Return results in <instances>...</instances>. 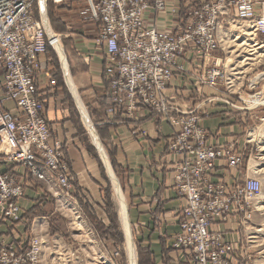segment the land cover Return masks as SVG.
Returning <instances> with one entry per match:
<instances>
[{"label":"built area","instance_id":"built-area-1","mask_svg":"<svg viewBox=\"0 0 264 264\" xmlns=\"http://www.w3.org/2000/svg\"><path fill=\"white\" fill-rule=\"evenodd\" d=\"M50 1L62 4L69 0ZM87 1L91 18L100 24L95 43L107 55L105 112L132 118L143 107L152 109L177 127L168 150L191 156L175 167V187L184 204L172 250L183 255L187 264H247L243 240L226 239L222 226L227 228L231 222L243 226L250 219L261 180L244 175L232 187L213 181L217 160L242 170L241 149L232 142L209 145L198 117L167 90L173 78L187 71L184 57L191 52L202 56L217 51L219 31L229 20L247 22L255 34L264 35V0L207 1L192 11L177 32L145 26L144 14L153 0ZM46 2L0 0V222L6 224H25L21 206L24 184L17 176L20 168L37 180L54 183L60 192L73 191V176L60 142L51 138L37 92L47 50L56 51L46 14L44 19ZM153 3L157 10L165 9L164 0ZM219 80L212 70L210 80L198 82L216 87ZM6 102L13 107L5 109ZM42 255L41 237L18 239L17 243L0 238V264H42Z\"/></svg>","mask_w":264,"mask_h":264},{"label":"crops","instance_id":"crops-1","mask_svg":"<svg viewBox=\"0 0 264 264\" xmlns=\"http://www.w3.org/2000/svg\"><path fill=\"white\" fill-rule=\"evenodd\" d=\"M72 1L62 5L64 8H74L75 2ZM207 1L164 0L165 9L159 11L153 0L144 14L145 26L177 32L186 25L192 11ZM51 24L52 30L61 35L62 42L58 35L55 37L61 44L63 40L66 44L63 51L76 94L66 81L60 56L50 48L40 66L37 92L44 104L43 116L51 131V138L60 142L59 147L73 176L74 193L80 198L98 199L96 204L99 205L108 189L104 184L109 180L102 154L84 124L79 100L87 110L111 168L120 174V179L117 178L129 206L130 220L142 232L143 243L150 248L155 263L187 264L184 256L171 248L177 231L178 214L184 204V198L175 187V167L181 159L191 160L189 154L178 156L167 148L177 127L171 126L166 119L153 114L146 107L135 112L132 118L125 113L114 116L107 114L105 95L108 82L104 71L107 55L104 48L95 43L98 24L81 23L77 28L72 23V29H64L66 27L61 26V20ZM185 60L187 71L171 80L167 92L180 99L186 107L196 109V114L202 117L208 144H225L240 131V124L235 119L247 114L240 111L242 102L222 82L216 87L203 84L199 88L191 55L188 54ZM3 107L11 109L13 104L6 102ZM17 176L24 184L21 206L23 217H26L30 210L36 208L35 204L43 201L37 199L39 196H47L39 206L49 203V191L54 184L37 180L22 168L18 169ZM213 180L231 186L236 181H242L243 176L240 169L228 168L217 161ZM45 189L49 196L44 193ZM42 227L43 223L39 225L37 217L31 219L27 230L22 223L0 222V238L8 243H17L18 239L27 241L33 236L40 237ZM238 227V222L229 223L227 228L222 226L225 238L240 239ZM215 228L218 229V226Z\"/></svg>","mask_w":264,"mask_h":264},{"label":"rangeland","instance_id":"rangeland-1","mask_svg":"<svg viewBox=\"0 0 264 264\" xmlns=\"http://www.w3.org/2000/svg\"><path fill=\"white\" fill-rule=\"evenodd\" d=\"M73 1L75 2L74 8H64L62 5L64 3L51 4L46 2L47 21L50 27L51 22L56 23L61 20V26L66 27L64 29H72V23H75L77 28L81 23L83 25L97 23L99 30V22L93 20L90 16L88 1ZM228 22L229 24L223 29L226 42L225 40L220 41L217 51L211 52L210 55H193L194 52H191L190 55L192 56L191 59L194 64V67H192L197 82L198 80H210L212 70H215L217 78L221 79L219 81H222V84L227 86L230 93L242 102V110L240 111L247 113L243 118L238 117L235 119L240 124V131L231 136L227 143L219 145L234 143L236 148L241 149L243 153L242 176H256L261 180L262 188L253 202L254 206H251L250 219L243 226L239 222L238 231L240 240H243V244L247 249L246 254L249 255L246 259L247 264H264V209H261V205H264V172L259 174L254 172V168L264 167V151L261 150V147L264 146V101L261 100L264 92V56L256 57L260 53L264 54V35L255 34L251 25L247 22H231V20ZM238 27L253 32L254 40L252 43L257 44L256 47H260L259 50L257 49L259 53L251 56L247 49H244L245 46H238L244 41L250 42L248 36L240 34V28ZM61 45H63L62 49H65L64 40ZM186 57L182 60L184 64H186ZM248 57H256V59L245 60ZM253 78L258 79L255 81ZM219 81L217 84H219ZM202 85L203 83H199V88H202ZM171 96L176 98L173 95ZM253 100L260 101L261 104L253 105L251 104ZM177 101L182 102L180 99H177ZM186 108L189 109V112H192V115L198 117V124L203 126L201 123L202 117L196 114V109L189 106ZM149 110L159 116L152 109ZM175 138L176 136H173L167 145ZM217 161L214 162V165ZM112 169L115 176L120 179V174L114 168ZM213 172H215V169ZM109 180L104 184L108 189L99 205L96 204L98 199L80 198L74 191L68 194L57 189L56 191L55 185L49 191L50 196L46 189L44 191L49 196V203L39 206L44 199L46 200L47 196L42 195L37 198L43 201L35 204L36 211L35 209L30 210V213L25 217L24 225L25 230H27L31 225V219L34 217L39 220V225L43 223L39 233L43 242L42 264H129L124 247L125 241L119 217V204L115 197L113 184ZM213 181L218 182L220 180ZM242 181H236L233 185ZM110 186L111 188H109ZM127 211L129 214L128 203ZM129 221L136 250V264H156L154 256L150 257L148 254V252L151 253L150 248L143 243L142 232L134 226L130 217Z\"/></svg>","mask_w":264,"mask_h":264},{"label":"bare ground","instance_id":"bare-ground-1","mask_svg":"<svg viewBox=\"0 0 264 264\" xmlns=\"http://www.w3.org/2000/svg\"><path fill=\"white\" fill-rule=\"evenodd\" d=\"M43 14H44V19L46 20L45 10L43 11ZM47 27H48V31H49L50 37H52L53 39L55 38V40H53V42L55 43L56 53L61 58L63 69H64V72H65V75H66V81H67L69 87L72 89V91H74L73 93L76 94L74 86H73V82H72V80L70 78L71 76H69L68 68L66 66V61H65L66 58H65V55H64V51L62 49V45H61L60 41L58 40V38H56L55 35L52 34V32L50 30V26L48 25V22H47ZM238 28H240L239 29L240 34L244 35V36H248L249 37L248 40L251 42L250 43V42L244 41V42L238 44V46H241V47L245 46L244 49H247V51L249 52V55H251V56L259 53L258 50H259L260 47L259 46L256 47L255 45H257V44L252 43V41L254 40L253 32H252L253 30L250 31L249 29H245V28H241V27H238ZM219 32H220V36H219L220 37V41L223 42L225 40L224 39L225 36L223 35L224 34L223 33V29H220ZM247 47H249V48H247ZM239 49H240V47H239ZM260 56H264V54L260 53L259 55H256V57H260ZM256 57H248V58H245V60H253V59H256ZM254 79L255 78H253V80ZM256 79H258V78H256ZM256 79H255V81H256ZM255 81H253V82H255ZM255 100H257V99H255ZM261 100L264 101V92H263V97H262ZM78 104L80 105V109H81V112H82L84 124L86 125L87 129L89 130V132H90V134L92 136L93 142L95 143L96 147L98 148V151L102 154L103 163L105 165L104 167H106V170H107V173H108V175L110 177L111 183L113 184V190H114V193H115V197H116V200H117V202L119 204V217H120L122 231H123V235H124V241H125L124 242V247H125V251H126L128 262H129V264H136V250H135V245H134V240H133V235H132V229H131V225H130V221H129V214H128V211H127V204H126V201H125V197L123 195L122 189H121L120 184H119L120 182L118 181L117 177L115 176V174H114V172H113V170L111 168L110 162H109V160L107 158L108 155H106L104 149L101 147V143H100L101 141L99 142L100 139L98 140L97 134L95 133V131L93 129L94 127H92V124L90 122L88 113L86 112L87 110L85 109V107L83 105H81L79 100H78ZM251 104L258 105V104H261V102L260 101L257 102V101L253 100L251 102ZM261 150L264 151V146L261 147ZM263 158H264V156H263ZM254 169H255L254 172L258 173V174L261 173V172H264V167L254 168ZM261 209H264V205H261Z\"/></svg>","mask_w":264,"mask_h":264},{"label":"trees","instance_id":"trees-1","mask_svg":"<svg viewBox=\"0 0 264 264\" xmlns=\"http://www.w3.org/2000/svg\"><path fill=\"white\" fill-rule=\"evenodd\" d=\"M48 3H51L52 4V2L49 0L48 1ZM35 209V211H36V208H34ZM148 254L150 255V257H152L153 255H152V253H150V252H148ZM164 259V258H163Z\"/></svg>","mask_w":264,"mask_h":264}]
</instances>
